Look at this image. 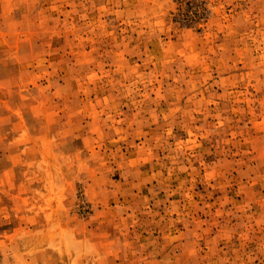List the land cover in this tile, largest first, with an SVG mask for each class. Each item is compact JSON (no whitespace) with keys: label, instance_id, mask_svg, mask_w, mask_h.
<instances>
[{"label":"rangeland","instance_id":"rangeland-1","mask_svg":"<svg viewBox=\"0 0 264 264\" xmlns=\"http://www.w3.org/2000/svg\"><path fill=\"white\" fill-rule=\"evenodd\" d=\"M0 264H264V0H0Z\"/></svg>","mask_w":264,"mask_h":264}]
</instances>
